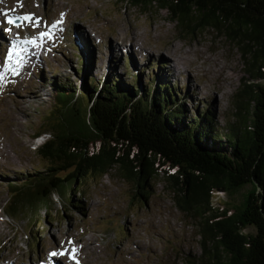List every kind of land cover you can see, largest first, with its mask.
Here are the masks:
<instances>
[{"label": "rangeland", "instance_id": "obj_1", "mask_svg": "<svg viewBox=\"0 0 264 264\" xmlns=\"http://www.w3.org/2000/svg\"><path fill=\"white\" fill-rule=\"evenodd\" d=\"M25 15L31 19H17ZM40 30L49 33L47 41L31 42L28 33ZM81 58L88 79L136 77L145 86L161 75L184 94L187 116L210 111L222 128L236 122L233 94L249 79L242 49L224 30L207 27L185 39L169 12L156 6L0 0V264H192L203 252L197 221L178 208L162 176L142 190L143 198L114 166L85 179L74 203L67 182L40 215L23 204L11 213L13 185L47 166L37 148L49 135L37 134L53 104L52 83L82 85ZM242 199L217 192L212 203L223 208Z\"/></svg>", "mask_w": 264, "mask_h": 264}, {"label": "trees", "instance_id": "obj_2", "mask_svg": "<svg viewBox=\"0 0 264 264\" xmlns=\"http://www.w3.org/2000/svg\"><path fill=\"white\" fill-rule=\"evenodd\" d=\"M130 2L167 10L185 39L213 27L237 41L249 79L233 94L236 122L222 128L210 111L187 116L184 94L161 75L145 86L136 77L88 79L81 58L82 85L52 83L53 104L37 134L49 135L37 148L47 166L13 185L11 213L23 204L40 215L67 182L72 202L85 179L118 166L143 198L162 176L178 208L197 221L203 252L192 264H264V0ZM217 192L243 199L220 208L212 203Z\"/></svg>", "mask_w": 264, "mask_h": 264}, {"label": "snow or ice", "instance_id": "obj_3", "mask_svg": "<svg viewBox=\"0 0 264 264\" xmlns=\"http://www.w3.org/2000/svg\"><path fill=\"white\" fill-rule=\"evenodd\" d=\"M17 19H24V20H30L31 19V15H25L23 17H18ZM8 22L11 23H15V21L13 20L12 17H9ZM41 35H44V33H41ZM34 42V41H31ZM52 255H55V253H52Z\"/></svg>", "mask_w": 264, "mask_h": 264}, {"label": "bare ground", "instance_id": "obj_4", "mask_svg": "<svg viewBox=\"0 0 264 264\" xmlns=\"http://www.w3.org/2000/svg\"><path fill=\"white\" fill-rule=\"evenodd\" d=\"M21 9L20 8H16V10H15V12L16 11H20ZM24 41H26V39L24 40ZM35 41H37V42H40V43H42V44H44L45 43V41L43 40V41H38V40H35ZM25 44V43H24ZM31 48V47H30ZM33 48V47H32ZM31 51H33V53H34V49L33 50H31ZM32 53V54H33ZM36 55L34 54V57H35ZM40 57V56H39ZM51 250H53V249H51ZM51 258H54V257H51ZM55 258H57L58 260H60L61 259V257L60 256H55ZM48 259H50V258H48ZM45 260V259H44ZM47 260V259H46ZM48 264V263H47ZM71 264H74V263H71Z\"/></svg>", "mask_w": 264, "mask_h": 264}]
</instances>
